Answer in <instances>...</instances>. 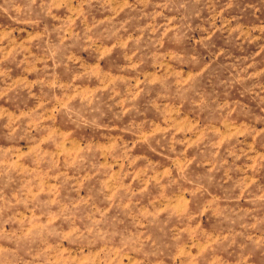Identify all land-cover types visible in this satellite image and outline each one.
<instances>
[{
	"label": "rangeland",
	"instance_id": "obj_1",
	"mask_svg": "<svg viewBox=\"0 0 264 264\" xmlns=\"http://www.w3.org/2000/svg\"><path fill=\"white\" fill-rule=\"evenodd\" d=\"M0 264H264V0H0Z\"/></svg>",
	"mask_w": 264,
	"mask_h": 264
}]
</instances>
